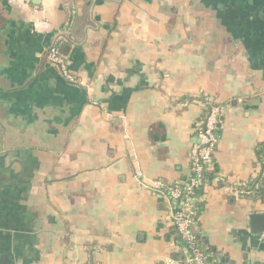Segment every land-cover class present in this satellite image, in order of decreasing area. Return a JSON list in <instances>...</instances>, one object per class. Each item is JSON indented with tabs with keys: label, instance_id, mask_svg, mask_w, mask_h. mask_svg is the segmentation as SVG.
Returning a JSON list of instances; mask_svg holds the SVG:
<instances>
[{
	"label": "crops",
	"instance_id": "obj_1",
	"mask_svg": "<svg viewBox=\"0 0 264 264\" xmlns=\"http://www.w3.org/2000/svg\"><path fill=\"white\" fill-rule=\"evenodd\" d=\"M205 97L223 110L198 231L222 260L264 261V200L234 191L264 152V0H0V264L174 259L163 192Z\"/></svg>",
	"mask_w": 264,
	"mask_h": 264
},
{
	"label": "built area",
	"instance_id": "obj_2",
	"mask_svg": "<svg viewBox=\"0 0 264 264\" xmlns=\"http://www.w3.org/2000/svg\"><path fill=\"white\" fill-rule=\"evenodd\" d=\"M47 61L62 76L70 81L74 78L67 72L66 56L58 54L56 47H52L47 54ZM203 112L195 127V143L189 150V172L185 180H179L180 187H170L168 192H163L171 204V224L178 232L180 239L173 241L181 249L185 256V264H209L203 253L195 246L194 235L191 227L195 224L196 210L200 203V197L194 196V190L203 184L202 177L212 170L213 154L217 147V125L223 106L212 97H205L202 104ZM150 186L160 191L162 184L152 181ZM242 186L235 187L236 195L243 197L247 193ZM264 237V233H261ZM165 264H178L175 259H168ZM243 264V263H241ZM252 264V263H249Z\"/></svg>",
	"mask_w": 264,
	"mask_h": 264
},
{
	"label": "trees",
	"instance_id": "obj_3",
	"mask_svg": "<svg viewBox=\"0 0 264 264\" xmlns=\"http://www.w3.org/2000/svg\"><path fill=\"white\" fill-rule=\"evenodd\" d=\"M56 49L58 50V54L60 55H66L67 53V49L63 45L62 46L57 45ZM216 134L218 136L217 130H216ZM256 157L260 165V171L256 176H254L248 182L243 184L241 188H243L247 192V193H244L243 197L245 198L246 197H258L259 199L264 200V152H263L262 145L259 148H257ZM213 171L214 170L212 169L211 171L206 172L203 175L202 177L203 184L194 190V196L200 197V199L202 198L203 192H204L203 190L204 185L207 182V180L211 179ZM180 180H185V176L182 177ZM174 186L180 187V185H178L177 182L176 183L174 182L173 184H171L170 187H174ZM170 187L169 188L166 187L164 191L168 192L170 190ZM201 206H202V201H200V203L197 206L198 209L196 210L197 212L195 215V224L194 226L191 227V232L194 235L195 246L203 253V255L206 258V261L209 264H235V263H232L226 260H222L223 258L219 256L215 252V250H213L210 247L205 237L201 236V234L199 233L198 228H197V218L201 210ZM171 235L174 241H177L180 239V236L174 227L172 229ZM174 259L178 261V264H185V256L181 252L174 254ZM243 264H249V263L244 262ZM252 264H264V261H254Z\"/></svg>",
	"mask_w": 264,
	"mask_h": 264
},
{
	"label": "water",
	"instance_id": "obj_4",
	"mask_svg": "<svg viewBox=\"0 0 264 264\" xmlns=\"http://www.w3.org/2000/svg\"><path fill=\"white\" fill-rule=\"evenodd\" d=\"M35 3L38 2V0H33ZM64 35L68 36L66 32H63ZM53 46H51L47 50V54L50 51V49ZM47 58V56H46ZM218 127V125H217ZM249 229L252 234H261L264 233V213H252L249 216Z\"/></svg>",
	"mask_w": 264,
	"mask_h": 264
}]
</instances>
